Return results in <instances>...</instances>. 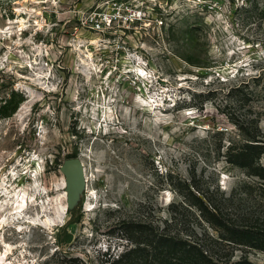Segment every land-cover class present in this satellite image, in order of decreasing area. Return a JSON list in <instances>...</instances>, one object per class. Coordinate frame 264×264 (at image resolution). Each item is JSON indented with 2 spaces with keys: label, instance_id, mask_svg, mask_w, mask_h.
<instances>
[{
  "label": "rangeland",
  "instance_id": "rangeland-1",
  "mask_svg": "<svg viewBox=\"0 0 264 264\" xmlns=\"http://www.w3.org/2000/svg\"><path fill=\"white\" fill-rule=\"evenodd\" d=\"M111 2L142 7L145 23L92 30L87 16ZM8 26L0 105L22 102L0 119V175L18 189L35 176L54 214L65 160L86 183L62 224L0 231V264H113L135 248L131 264H157L153 237L264 264L226 240L227 227L264 232L261 181L226 152L247 132L264 145V0H0Z\"/></svg>",
  "mask_w": 264,
  "mask_h": 264
},
{
  "label": "trees",
  "instance_id": "trees-1",
  "mask_svg": "<svg viewBox=\"0 0 264 264\" xmlns=\"http://www.w3.org/2000/svg\"><path fill=\"white\" fill-rule=\"evenodd\" d=\"M20 102L22 100L11 108L12 100H5L4 104L0 105V119L9 118L15 112ZM244 135L247 139H245L243 144L228 146L226 151L227 163L238 167L249 177L258 178L261 181L264 193V166L259 164L260 157L264 154V145L260 144L261 142H259L257 135L248 132ZM214 216L222 223L220 216ZM215 217L214 219L217 221ZM226 231L228 235L226 240L231 244L264 251V232L260 229L235 230L232 227H227ZM150 242L155 245L153 259L157 264H172L177 258L185 262V264H252L246 259L231 263L213 261L204 255L199 248L190 244H184L173 237H153ZM138 253H140L138 249H130L114 261L113 264H131L133 258L130 257H134Z\"/></svg>",
  "mask_w": 264,
  "mask_h": 264
},
{
  "label": "bare ground",
  "instance_id": "bare-ground-1",
  "mask_svg": "<svg viewBox=\"0 0 264 264\" xmlns=\"http://www.w3.org/2000/svg\"><path fill=\"white\" fill-rule=\"evenodd\" d=\"M18 13H25L23 11L17 10ZM26 12L27 14L30 13ZM22 19V18H21ZM27 22V21H26ZM21 23V22H20ZM8 25H12L13 22H8ZM20 30L24 29V23H21ZM19 28V27H18ZM11 29V26L0 31V33L11 32L8 31ZM23 108L20 110L19 115H21ZM19 115L17 117H19ZM81 161V160H80ZM84 168V167H83ZM85 170V168H84ZM29 180L32 181L27 188H19L17 186H12L18 178L17 174L14 171L2 173L0 175V231L4 229H12L15 226L16 232L22 233L24 227L21 225H27L28 227L42 228L44 230H50L58 224H62L66 218L67 212V202L60 206V209L57 214L52 212L53 209L50 208L49 201H42V205L39 206L37 202V197L42 194L38 189L37 183L35 182L34 177L31 174L28 176ZM65 183L63 182V186ZM66 192L63 193L62 199L66 200ZM41 203V202H40ZM5 210H8L9 213L5 214ZM53 214L56 216L57 220L48 219V215ZM39 217H45L46 222L41 226L38 225ZM48 219V220H47ZM18 225V226H17ZM10 251V248L7 249L6 253Z\"/></svg>",
  "mask_w": 264,
  "mask_h": 264
},
{
  "label": "built area",
  "instance_id": "built-area-1",
  "mask_svg": "<svg viewBox=\"0 0 264 264\" xmlns=\"http://www.w3.org/2000/svg\"><path fill=\"white\" fill-rule=\"evenodd\" d=\"M86 20L92 30L105 33L114 27L128 29L133 25L144 24L146 21V11L140 6L122 2H111L106 10H96L90 13Z\"/></svg>",
  "mask_w": 264,
  "mask_h": 264
},
{
  "label": "water",
  "instance_id": "water-1",
  "mask_svg": "<svg viewBox=\"0 0 264 264\" xmlns=\"http://www.w3.org/2000/svg\"><path fill=\"white\" fill-rule=\"evenodd\" d=\"M64 175L67 209H72L86 183L85 170L79 158L65 160L60 167Z\"/></svg>",
  "mask_w": 264,
  "mask_h": 264
}]
</instances>
